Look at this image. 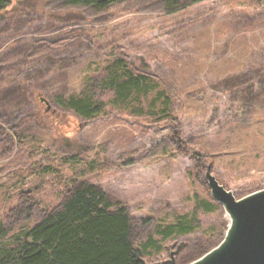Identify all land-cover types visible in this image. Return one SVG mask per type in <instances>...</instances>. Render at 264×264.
<instances>
[{"label":"rangeland","instance_id":"obj_1","mask_svg":"<svg viewBox=\"0 0 264 264\" xmlns=\"http://www.w3.org/2000/svg\"><path fill=\"white\" fill-rule=\"evenodd\" d=\"M119 63L157 87L112 104L99 89L124 75ZM90 92L104 104L98 114L65 107ZM206 167L236 199L264 188V0H118L101 11L9 0L0 13L5 240L89 183L127 210L135 246L157 242L145 264H188L229 222ZM182 218L196 221L192 232L156 233Z\"/></svg>","mask_w":264,"mask_h":264},{"label":"trees","instance_id":"obj_2","mask_svg":"<svg viewBox=\"0 0 264 264\" xmlns=\"http://www.w3.org/2000/svg\"><path fill=\"white\" fill-rule=\"evenodd\" d=\"M117 1L66 0V3L101 11ZM8 3L9 0H0V13ZM121 63L115 68L123 69L124 75H115L99 90L110 93L112 104L126 106L157 86L147 76H134L125 71ZM157 97L163 99L162 110H166L168 98L165 92H158ZM103 105L90 92L69 99L65 107L77 116L89 119L98 114ZM203 205L205 210L211 209L209 202ZM194 227V219L182 218L173 225L158 228L156 233L167 239L190 233ZM6 235L7 231L0 225V264H145L144 255L149 250L160 249L151 236L140 246H135L127 210L109 200L101 188L89 183L70 189L58 207L45 213L29 229L20 231L9 241L5 240Z\"/></svg>","mask_w":264,"mask_h":264},{"label":"water","instance_id":"obj_3","mask_svg":"<svg viewBox=\"0 0 264 264\" xmlns=\"http://www.w3.org/2000/svg\"><path fill=\"white\" fill-rule=\"evenodd\" d=\"M205 179L211 198L222 206L229 222L222 240L188 264H264V188L236 199L209 167Z\"/></svg>","mask_w":264,"mask_h":264}]
</instances>
